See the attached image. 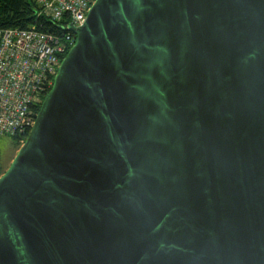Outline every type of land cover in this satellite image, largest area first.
I'll list each match as a JSON object with an SVG mask.
<instances>
[{
  "label": "water",
  "instance_id": "95a60500",
  "mask_svg": "<svg viewBox=\"0 0 264 264\" xmlns=\"http://www.w3.org/2000/svg\"><path fill=\"white\" fill-rule=\"evenodd\" d=\"M0 176V264H264V0H95Z\"/></svg>",
  "mask_w": 264,
  "mask_h": 264
},
{
  "label": "built area",
  "instance_id": "2783aa9c",
  "mask_svg": "<svg viewBox=\"0 0 264 264\" xmlns=\"http://www.w3.org/2000/svg\"><path fill=\"white\" fill-rule=\"evenodd\" d=\"M38 17L59 27L0 28V135L25 134L36 122L43 94L50 90L58 69L95 0H34Z\"/></svg>",
  "mask_w": 264,
  "mask_h": 264
},
{
  "label": "trees",
  "instance_id": "16d2710c",
  "mask_svg": "<svg viewBox=\"0 0 264 264\" xmlns=\"http://www.w3.org/2000/svg\"><path fill=\"white\" fill-rule=\"evenodd\" d=\"M38 6L34 0H0V28L8 27H41L44 30H52L59 27L57 22H54L45 16L38 17ZM50 90L46 91L41 103L38 105L37 112H39L42 101ZM30 130L25 134L13 135L17 147H20L28 137ZM5 171L0 166V176Z\"/></svg>",
  "mask_w": 264,
  "mask_h": 264
},
{
  "label": "rangeland",
  "instance_id": "374dc122",
  "mask_svg": "<svg viewBox=\"0 0 264 264\" xmlns=\"http://www.w3.org/2000/svg\"><path fill=\"white\" fill-rule=\"evenodd\" d=\"M20 147H17L13 136L0 135V166L3 171L10 167Z\"/></svg>",
  "mask_w": 264,
  "mask_h": 264
}]
</instances>
